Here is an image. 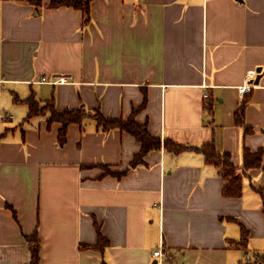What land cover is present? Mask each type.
Instances as JSON below:
<instances>
[{"label":"crops","instance_id":"crops-1","mask_svg":"<svg viewBox=\"0 0 264 264\" xmlns=\"http://www.w3.org/2000/svg\"><path fill=\"white\" fill-rule=\"evenodd\" d=\"M51 1L0 0V264H30L36 230L41 264H246L264 252V0H93L87 21ZM252 68L259 81L242 95ZM61 73L70 81L41 80ZM31 95L88 115L61 145L60 122L27 118ZM96 110L134 115L162 142L214 143L238 166L261 149L263 164L228 196L196 148L162 145L133 165L142 143L104 130ZM242 226L247 249L231 243Z\"/></svg>","mask_w":264,"mask_h":264},{"label":"trees","instance_id":"trees-1","mask_svg":"<svg viewBox=\"0 0 264 264\" xmlns=\"http://www.w3.org/2000/svg\"><path fill=\"white\" fill-rule=\"evenodd\" d=\"M37 5H42V0H30ZM93 0H52L47 6L49 7H59V6H69L76 9L82 10L86 17V21L90 19L91 13V2ZM25 101L29 105V113L27 118L30 119L33 116L39 114H49V123L58 121L62 124L59 132V142L63 145L67 140L68 126L72 123H81L82 120L88 115V112L82 108L67 109L59 112L56 109L54 99L46 101L45 103L40 102L34 95L26 98ZM246 103L244 102L240 108V112L237 114V122L245 126L246 132L251 131V127L244 122V109ZM94 118L97 120L98 125L104 130H109L112 128H120L126 130L132 135H134L141 143L142 147L138 154H136L133 165L138 164L143 160V157L152 149H159L164 145L167 149L172 152L179 153L185 149L196 148L200 150L209 163L216 164L220 168V174L222 175L225 185L224 194L228 196L240 197L243 192V179L252 168H260L263 164V150L253 151L249 148L244 149L243 164L238 166L232 160V156L229 153L219 152L214 143L205 144L201 147L187 146L180 143L174 142L170 139L162 140L158 137L152 136L148 131L147 125L139 123L134 115L129 118H112L104 116L99 110H96L93 114ZM110 173L115 175H122L123 172H115L109 170ZM255 190L260 194L263 201V211H264V186L255 187ZM16 215V214H15ZM98 239L94 247L104 250L108 245L107 238L102 234L98 227ZM30 251L31 260L30 264H41L40 256V237L37 230L31 234L27 235ZM249 232L246 228L242 226V235L240 239L231 240V243L237 247L248 248ZM104 264V263H103ZM246 264H264V252L254 253L253 260H248Z\"/></svg>","mask_w":264,"mask_h":264},{"label":"built area","instance_id":"built-area-1","mask_svg":"<svg viewBox=\"0 0 264 264\" xmlns=\"http://www.w3.org/2000/svg\"><path fill=\"white\" fill-rule=\"evenodd\" d=\"M259 71L256 68H252L250 70H248V72L246 73L245 79H244V83L242 86H240V92L242 95H245L246 93H249L254 84H255V80L258 76ZM42 81H51L54 83H66L70 81V76L68 74L65 73H61L58 75H55L53 78H48L47 76H43L41 78ZM206 96H208V94H206ZM156 255L162 254V249H158L155 251Z\"/></svg>","mask_w":264,"mask_h":264},{"label":"water","instance_id":"water-1","mask_svg":"<svg viewBox=\"0 0 264 264\" xmlns=\"http://www.w3.org/2000/svg\"><path fill=\"white\" fill-rule=\"evenodd\" d=\"M258 81H259V78H257L254 82H255V83H258Z\"/></svg>","mask_w":264,"mask_h":264},{"label":"rangeland","instance_id":"rangeland-1","mask_svg":"<svg viewBox=\"0 0 264 264\" xmlns=\"http://www.w3.org/2000/svg\"><path fill=\"white\" fill-rule=\"evenodd\" d=\"M251 260H253V258Z\"/></svg>","mask_w":264,"mask_h":264}]
</instances>
